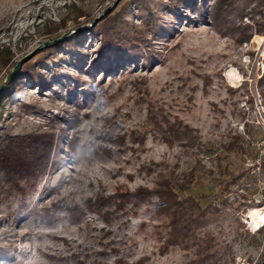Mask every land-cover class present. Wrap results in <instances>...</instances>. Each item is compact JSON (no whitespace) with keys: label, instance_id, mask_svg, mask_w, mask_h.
<instances>
[{"label":"rangeland","instance_id":"1","mask_svg":"<svg viewBox=\"0 0 264 264\" xmlns=\"http://www.w3.org/2000/svg\"><path fill=\"white\" fill-rule=\"evenodd\" d=\"M120 1L0 0V48L12 53L0 69V143L10 150L0 156V264H260L264 229L242 218L264 203V70L255 61L264 3L233 0L214 22L208 0L123 5L120 25L149 39L143 47L113 28L87 32ZM73 4L85 15L47 34L46 23L70 16ZM78 29L36 79L12 78ZM105 36L115 46L97 62ZM41 143L50 159L37 170ZM216 154L246 175L196 240L166 246L171 219L157 183H184L200 161L207 174L191 193L214 202ZM119 190L130 192L120 205Z\"/></svg>","mask_w":264,"mask_h":264},{"label":"trees","instance_id":"2","mask_svg":"<svg viewBox=\"0 0 264 264\" xmlns=\"http://www.w3.org/2000/svg\"><path fill=\"white\" fill-rule=\"evenodd\" d=\"M122 1V0H121ZM120 1V2H121ZM148 0H123L121 7L119 9H112L111 12L106 13L100 21H98L94 26L89 27L87 32H94V33H101L103 32L105 35L109 34V29L113 28L119 32L125 33L129 39L140 46H148L147 43L149 39H147L144 35H136L132 36L128 32V29L125 27L123 28L120 25L122 21V11L124 8L123 5L127 4H140L145 6ZM208 14L209 17L212 18L211 22H214L217 18H219V14H221V10L232 4L233 0H208ZM259 4H263L264 0H258ZM115 10V11H114ZM221 12V13H220ZM70 16L66 18L60 19L58 22L50 21L47 22L45 25L46 33L55 35L54 38L61 35L58 33L60 28H65L68 22V19L71 18L72 21L78 23V18L84 16L85 14L83 11L78 8L76 5H72V10L70 11ZM150 21L147 23V27L151 31V33H155L156 30V19L152 13H149ZM225 16L222 17V19ZM217 21V20H216ZM91 21L88 23L90 24ZM264 30V21L258 24L257 31L262 32ZM86 33V32H85ZM84 34L82 30H76L73 32L68 33L67 36L58 40L55 44H50L42 47L38 52L37 56L26 62L24 66L17 71L12 78L17 79L21 74H27L28 76H33L36 79L38 73V66L41 62L45 61L46 59H53L54 56L59 55L58 50L63 47H71L73 42H76L80 38L81 35ZM101 48L98 50L99 57L96 61H100L105 53L107 52L106 48H113L115 43L108 40L105 36L103 40L100 41ZM12 53L9 49L0 48V69L6 67L11 61ZM42 83L45 81L41 80ZM264 100V98H263ZM21 139L20 136L10 137V141L14 140V142H18ZM191 145H195L198 147H202L201 142L197 137H191ZM9 142H1L0 143V156L10 153ZM11 144V143H10ZM50 144H37L34 148V167L39 170L45 167L50 159ZM225 157L216 154L215 161L217 164V177H212V181H215L214 187H218V195H216L214 202L211 201L207 197L206 194H199V196H195L191 193L194 187L201 181V179L207 174V171L204 170V166L200 164V161L197 162V165L192 167L189 170L187 175V180L184 183H173L171 181L162 179V181L157 183L158 189L157 193L161 198L160 207H165L168 210L170 215V226L171 229L168 233L167 237V244L169 245H177L178 243L182 242L185 238H193L196 240V232L198 229L203 227L208 219L207 214H217L219 213L222 206L227 204V199H221V196L225 192H229V188L231 185L238 184L240 180L246 175V172L241 171L238 173H234L230 171L227 165H222L223 160ZM264 166V161L263 164ZM183 191H189V194L182 196L180 195ZM216 194V192H214ZM130 195V192L121 191L119 190L115 195V201L118 205L122 204L127 196ZM218 196V197H217ZM107 197H98L97 200L99 202L104 200ZM90 201V200H88ZM204 203V204H202ZM222 205V206H221ZM264 205V203H257V207ZM260 228L259 230H261ZM260 264H264V256L263 260Z\"/></svg>","mask_w":264,"mask_h":264},{"label":"built area","instance_id":"3","mask_svg":"<svg viewBox=\"0 0 264 264\" xmlns=\"http://www.w3.org/2000/svg\"><path fill=\"white\" fill-rule=\"evenodd\" d=\"M255 61H256V65L260 66V68L264 70V39H263L262 44L257 50V53L255 55ZM263 142H264V135H263ZM259 209L262 210V212L257 217L258 224L256 225L254 229L251 228V225L249 224V221L247 220V217H246L248 215L249 210L247 211V213L243 215V218H242L246 227L252 231L258 230L260 228L264 229V205L260 206Z\"/></svg>","mask_w":264,"mask_h":264},{"label":"bare ground","instance_id":"4","mask_svg":"<svg viewBox=\"0 0 264 264\" xmlns=\"http://www.w3.org/2000/svg\"><path fill=\"white\" fill-rule=\"evenodd\" d=\"M262 212V210H260L259 208H252L249 210L247 217V220L249 221L250 225H253L254 228L256 227V225L258 224V219L257 217L259 216V214Z\"/></svg>","mask_w":264,"mask_h":264},{"label":"water","instance_id":"5","mask_svg":"<svg viewBox=\"0 0 264 264\" xmlns=\"http://www.w3.org/2000/svg\"><path fill=\"white\" fill-rule=\"evenodd\" d=\"M107 10H108V9L106 8V9L102 12V14H101L99 17L95 18V19L93 20L92 24H93L96 20H98V18H100V17H101V16H102ZM44 44H46V43H44ZM23 59H24V57L18 61V63L14 66L13 70L8 74L7 79H8V78L11 76V74L17 69L18 65L22 62Z\"/></svg>","mask_w":264,"mask_h":264}]
</instances>
